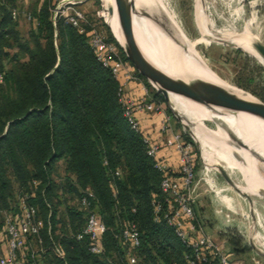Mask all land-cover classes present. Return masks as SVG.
<instances>
[{"label": "trees", "instance_id": "16d2710c", "mask_svg": "<svg viewBox=\"0 0 264 264\" xmlns=\"http://www.w3.org/2000/svg\"><path fill=\"white\" fill-rule=\"evenodd\" d=\"M34 1L27 10L32 14L27 37L17 27L22 13L18 19L11 16L13 0L0 2V243L5 242L3 212L18 214L19 196L26 194L42 222L43 248L59 244L64 257L49 249L35 259L26 257L24 264H127L128 244L120 238L127 222L137 225L140 236L139 247L132 251L135 264H188L189 250L173 229L164 220L154 221L152 203L164 199V174L147 155L142 134L123 116L118 79L97 58L86 32L63 16L53 21L56 0ZM107 38L116 43L112 35ZM241 58L235 82L242 89H237L263 97L257 87L264 89V67L254 58ZM151 92L154 100H164L160 92ZM59 160L73 179L54 177ZM68 188L78 199L86 188L93 194L91 207L107 228L99 255L89 252L86 239L74 237L86 218L80 219L65 203ZM221 235L234 254L245 252L230 229ZM31 240L37 243L35 237ZM204 264L219 263L215 258Z\"/></svg>", "mask_w": 264, "mask_h": 264}, {"label": "rangeland", "instance_id": "374dc122", "mask_svg": "<svg viewBox=\"0 0 264 264\" xmlns=\"http://www.w3.org/2000/svg\"><path fill=\"white\" fill-rule=\"evenodd\" d=\"M71 1L74 2L72 5L73 8L82 11L85 15L89 14L90 17H93L92 21H90L92 24H95L103 30L106 35H112L116 41L114 44L118 50L121 49L126 57L128 54L136 60V47L133 37L131 34L125 35L127 33V26L122 14L117 10L116 0ZM12 3L21 11H27L32 9L35 1L13 0ZM200 5L201 0H161V10L167 20L174 28H178L194 43L196 50L214 73L225 82L235 85L232 86L234 89L264 111L262 105L258 101H255L257 99L264 103V89L260 90L257 87L258 91L263 93V97L257 96L249 90H245V92L249 93L246 94L237 89V87H240L235 82L236 73L242 61L241 57L246 55L254 58L257 63L264 67V55L248 45L244 46L245 51L233 39L222 38V34L210 36L208 30L205 29V32L201 31L199 26L205 25L206 28L208 22L201 12ZM104 6H106L107 14L112 16L108 23L104 17L98 18L96 16L97 11H101ZM63 9V13L66 11L69 13L73 12V9H67L66 5L63 6ZM60 14L58 12L55 17L53 7L51 8V17L53 20ZM24 18L23 16L20 17L17 21V27L20 34L23 37H27L32 28V21ZM216 23L218 27L225 26L218 23V21ZM200 32H202V35H200ZM204 33L209 35V37L204 36ZM214 37H219L221 40L219 42L212 41ZM236 50H239L241 53L238 55ZM169 58L167 54L164 55V60H166L165 67L168 72L178 77L183 85L199 92L197 85L184 72L183 65L179 62H173ZM127 62L131 69L137 70L130 60ZM260 80L264 84V79L262 78ZM150 85L152 88L147 87L152 96L151 91L156 90V88L151 83ZM250 87L253 88L254 86L251 85ZM158 103L161 105L162 112L149 114V117L152 119L150 125L152 129L154 128L150 134L162 139V136L158 133V123L160 119L169 116L168 120L174 128V132H178L183 134L184 137L188 136L190 139L195 140L194 150L197 153L198 165L196 167V196L193 206L197 218L204 226L206 233L214 237L223 253H231V264H264V165L257 161L254 154L247 153L246 144L234 136L230 132V126H226L222 120L204 119L202 122L219 141L222 142L228 138L230 139L227 147H216L211 141L200 138L196 129L191 125L189 118L185 114H181L180 111H177L171 105L170 101L167 102L164 99ZM187 113L191 117L196 116L194 108L189 109ZM227 148L230 150L228 151ZM231 151L237 153L242 158L241 166L231 165ZM166 157L173 165L172 167L175 168L177 165L175 152L167 149ZM63 176L73 179V177L65 173L64 164L62 160H59L55 166L54 177L58 178ZM259 189L263 191L261 195L256 194V191ZM65 198L67 206L73 208L77 213H80V219H85L86 212L80 206L77 194L68 188L66 189ZM75 221H79V219ZM228 229L233 232L234 236L242 240L240 249L242 247L246 248L245 252H236L234 254L231 247L226 243V239H221V234ZM34 245L37 250L40 249L38 242ZM4 249L5 242L3 241L0 243V256L3 254Z\"/></svg>", "mask_w": 264, "mask_h": 264}, {"label": "built area", "instance_id": "2783aa9c", "mask_svg": "<svg viewBox=\"0 0 264 264\" xmlns=\"http://www.w3.org/2000/svg\"><path fill=\"white\" fill-rule=\"evenodd\" d=\"M56 1L53 7L54 16L56 17L59 12V14L61 13L59 16L65 17L68 22L78 28L79 32H86L97 58L104 66L109 67L114 77L118 79V100L122 106L123 116L134 131L142 134L147 155L154 159V167L164 174L160 184L164 199L162 202L153 199L152 203L154 221L164 220L173 229L175 236L189 250V254L185 256L188 264L209 263L215 258L218 259L219 264H231V253L222 252L214 237L206 233L194 210L197 186L196 167L198 165L197 153L194 150L195 140L185 139L183 134L174 132V128L168 120L169 116L159 120L158 133L162 139L144 131L139 116L162 112L160 103L153 99L146 84L123 59L116 45L108 40L103 30L92 24L82 11L73 8V1ZM65 5L67 9L72 8L73 12L63 13ZM103 9L97 11L98 18L104 17ZM202 9L204 18L208 22L207 27L213 32V35L230 33L226 26H217V18L203 5ZM21 13L27 20H32L30 11H21L16 6L11 8L13 19H18ZM83 23L89 25L88 30L83 26ZM2 79L3 75L0 73V82ZM129 83H135L138 86V90L134 94L130 93L127 88ZM167 149L173 150L176 154L177 165L175 168L166 157ZM170 173H175V175L171 176ZM114 174L119 176L120 171L116 170ZM82 193L79 204L86 212V223L74 237L78 241L86 239L89 252L99 255L103 252L102 237L107 228L91 207V198H93L91 190L86 188ZM18 204V214L3 212L5 249L0 257V264H24L26 257L35 259L39 251L44 252L49 249L56 257L63 258L64 251L59 244H53L48 249L43 248L40 238L42 222L38 219L35 208L29 205L26 194L19 196ZM32 237L37 239L40 245L39 250L34 247ZM120 238L129 246L126 254L127 264H135L136 257L132 251L140 245L137 225L134 222H127L120 231Z\"/></svg>", "mask_w": 264, "mask_h": 264}, {"label": "bare ground", "instance_id": "6f19581e", "mask_svg": "<svg viewBox=\"0 0 264 264\" xmlns=\"http://www.w3.org/2000/svg\"><path fill=\"white\" fill-rule=\"evenodd\" d=\"M135 4L137 10L133 14V30L136 40L144 57L159 75H163L181 83L179 78L169 73L165 67L166 60H164V55L167 54L173 62H179L183 65L184 72L197 85L199 93L204 94L209 99L213 100L216 98V91L207 82L201 80V78L219 82L235 92H238L233 87L223 83L212 73L202 56L196 50L194 43L184 34L182 38L180 36L176 38L174 34L162 29L159 22L152 17V14V16L143 14L145 10L150 13H156L159 17L161 15L165 17L161 10V0H135ZM106 11V6H104L103 15L108 23L112 16L107 14ZM178 41L184 43V47L179 44ZM242 96L247 99L244 95ZM169 101L177 111H180L181 114H185L189 118L191 125L196 129L200 138L211 141L216 147H227L230 139L228 138L222 142L219 141L202 122L204 119L222 120L226 126H230V132L246 144L247 153L249 152L251 155L254 154L257 161L264 165V120L225 106L212 108L188 95L176 92H169ZM191 108H194L196 111L195 117H191V115L187 113ZM229 150L230 149H228V151ZM230 154L231 165L237 167L241 166L242 158L233 151H231ZM262 193L263 191L260 189L256 191L258 195Z\"/></svg>", "mask_w": 264, "mask_h": 264}, {"label": "water", "instance_id": "95a60500", "mask_svg": "<svg viewBox=\"0 0 264 264\" xmlns=\"http://www.w3.org/2000/svg\"><path fill=\"white\" fill-rule=\"evenodd\" d=\"M116 2L117 10L120 11V13L122 14L124 22L127 26V33L125 35H132L136 47V60H134L126 53L128 59L134 64V66L137 68V71L142 74L146 78V80L156 88L158 92L163 94L164 99L167 102H169V92H176L188 95L196 99L200 103L212 108L218 106H225L236 111L251 114L264 120V111H262L252 102L245 99L241 95V93L235 92L234 90L226 87L225 85L219 82L201 78V80L207 82L215 89L217 96L215 99L212 100L204 94L191 89L190 87H187L163 75H159V73L154 70L149 61L144 57L135 37V33L133 30V14L137 10L135 0H116ZM143 14H145L146 16L153 15L152 17L159 22L160 27L171 34H174L176 38H178L179 36L182 38L184 36L183 33L178 28H174L163 15L159 17L156 13H150L149 11L147 12L145 10L143 11ZM204 35L206 34L204 33ZM206 37H209V35H207ZM178 42L184 47V43H182L181 41ZM252 44L257 52L262 53L264 55V48L262 46L256 43ZM255 101H258L264 108V103L257 99H255Z\"/></svg>", "mask_w": 264, "mask_h": 264}, {"label": "crops", "instance_id": "0c3cea01", "mask_svg": "<svg viewBox=\"0 0 264 264\" xmlns=\"http://www.w3.org/2000/svg\"><path fill=\"white\" fill-rule=\"evenodd\" d=\"M201 2L207 11L215 15L218 23L225 25L230 31V33H222V38L233 39L245 51V45L255 50L252 43H256L264 48V0H201ZM202 5L200 7L204 15ZM201 19L203 20V17ZM207 26L208 23L206 28L203 25L201 26L202 28L199 26V29L203 32L206 29L210 33V36H213V32ZM200 35H202V32H200ZM212 39H214L212 41L218 42L221 40L219 37ZM208 68L226 85L235 86L222 80L209 66ZM127 88L133 94L138 90V86L135 83H129ZM149 116V114H141L139 119L142 129L151 133L154 128L152 129L150 125L152 119ZM221 239L225 238L222 236Z\"/></svg>", "mask_w": 264, "mask_h": 264}]
</instances>
